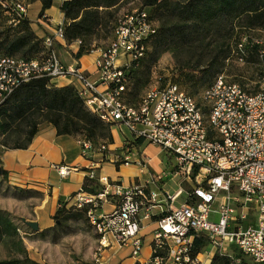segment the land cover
I'll return each mask as SVG.
<instances>
[{
	"label": "built area",
	"instance_id": "2783aa9c",
	"mask_svg": "<svg viewBox=\"0 0 264 264\" xmlns=\"http://www.w3.org/2000/svg\"><path fill=\"white\" fill-rule=\"evenodd\" d=\"M0 3L15 25L28 16L24 1ZM64 28L65 18L44 38L45 52L39 58L0 55V105L23 83L46 78L55 84L66 78L89 111L112 129L129 133L116 162L139 165L148 179L127 189L118 180L95 173L107 161V147L80 141L83 153L93 155L88 177L101 188L90 193L82 187L67 201L80 209L90 206L87 217L99 234L98 264H110L98 256L113 242L129 247L133 257L140 256L142 222L151 218L152 208L160 201L168 208L157 221L150 257L141 264H206L216 251L226 253L229 245L253 264H264V88L250 93L221 74L198 98L177 83L157 79L137 104H130L124 95L131 71L140 66L159 30L151 8L141 6L118 15L107 46L92 51L96 53L93 77L79 60L72 64L61 60L59 43L77 50L82 43L78 39L68 43ZM253 44L260 45L264 65V36L242 37L238 61L245 62V45ZM139 139L166 152L172 171L151 172L147 155L135 160L130 146ZM56 169L65 178L77 167L58 165ZM169 175L181 178L175 193L150 188L159 187ZM111 203L113 211L104 212L103 206ZM201 233L208 234L210 246L194 256V238Z\"/></svg>",
	"mask_w": 264,
	"mask_h": 264
},
{
	"label": "trees",
	"instance_id": "16d2710c",
	"mask_svg": "<svg viewBox=\"0 0 264 264\" xmlns=\"http://www.w3.org/2000/svg\"><path fill=\"white\" fill-rule=\"evenodd\" d=\"M30 1L41 2L42 8L38 16L43 17L46 11L54 6L56 0ZM59 2V8L65 17L64 30L67 42L71 44L77 39L82 41L74 54L79 60L83 55L98 49L99 40H111L118 12L130 0H60ZM140 2L141 6L151 8L153 19L159 22V30L149 41L147 54L140 66L133 69L130 74L124 96L128 103L134 105L141 99L142 90L150 81L153 67L165 53H172L180 72L193 87L191 90L184 88L190 94L197 95L198 86L206 82L205 87L202 88L204 89L213 83L218 76H215L218 68L225 60L234 58L238 61V54L241 55L238 44L248 33H239V29H235L236 20L241 18L246 21L247 26L264 30V0H140ZM0 15L7 19L13 31L7 36L0 33V55L34 59L45 52L44 39L33 30L29 16L15 25L11 23L13 17L6 13L1 3ZM245 51V63L253 58L262 63L259 56L260 45H245ZM186 71L189 73L185 74ZM196 71L199 72L200 78L191 73ZM159 79L166 81L162 77ZM244 89L250 93L259 91H251L245 87ZM21 123L27 124L30 128L26 141L12 147L7 145V141H3L2 145L7 147L6 150H26L43 124L54 126L60 135H82L83 139L91 141L95 147L105 145L107 153L109 146L114 144L111 125L104 123L88 110L73 86H57L46 78L23 83L0 105V135L7 136L15 132L16 125ZM141 144L143 140L139 139L130 147L132 150H137ZM117 163L118 166L121 164ZM1 174L7 178L3 168ZM100 188L101 185L97 180L85 178L84 191L97 193ZM32 190L27 191L31 193ZM89 210V205L80 209L70 205L67 200H60L53 215L55 225L39 233L46 236L51 231L64 228L71 221L90 223L87 217ZM165 214L166 212L154 214L151 219L158 221ZM19 229L9 213L0 209V243L10 241L19 248L18 255L1 259L0 264H36L31 261L23 247ZM209 246L210 239L207 233L196 235L193 255L202 253ZM210 264H253V262L237 247L229 245L226 253L216 251Z\"/></svg>",
	"mask_w": 264,
	"mask_h": 264
},
{
	"label": "crops",
	"instance_id": "0c3cea01",
	"mask_svg": "<svg viewBox=\"0 0 264 264\" xmlns=\"http://www.w3.org/2000/svg\"><path fill=\"white\" fill-rule=\"evenodd\" d=\"M32 4H35V14L38 13L39 15L42 8L41 2L37 1L31 3L28 5V9ZM60 9L59 6H52V8L46 11V15L48 16L47 20L36 19L35 17L34 21H32L33 24L31 26L40 38L44 39L46 36L52 35L56 25L65 18ZM28 16L32 19L29 15V11ZM57 51L65 64H72L77 61L74 56L78 51L76 47L72 46L69 48L63 43H59ZM67 54H69L72 62L64 58V55ZM95 56L96 53H90L83 55L79 59V64H81L83 69L87 70L92 77L94 70V64L92 62H94ZM68 84L69 79L66 78L55 80V85L57 86H66ZM113 136L114 144L109 146L107 161L101 165L100 169L97 171L95 170L96 175L118 180L123 189L129 188L134 183L145 182L148 179V175L142 173L139 165L120 164L118 166L116 162L118 154L120 153L118 151H121L124 141L130 138L129 133L121 131L120 129H113ZM82 139V135H60L54 126L43 124L26 150L10 149L5 150L2 154L0 165L7 173L8 183L14 186L27 188V190H38L46 194L48 202H52L57 209L60 200H68L71 195L77 193L83 187L84 180L91 171L89 162L90 157L93 155H85L83 153V148L80 143ZM151 146L154 145L148 143L141 144L140 148L134 151V159L136 160L141 154L147 155L148 166L151 172L158 173L164 170L172 171L173 168L170 158H168L169 155L159 147L165 154V158L160 159V156L150 149ZM94 156L97 157V154H94ZM58 165H72L76 166L77 169L72 171L68 177L62 178L56 169ZM171 178L172 177L169 175L159 184V187L151 185L150 188L154 190L162 188L165 190ZM180 203V201L177 202V204ZM114 207L112 203L106 204L103 206L102 210L104 212H111ZM167 208L168 205L160 201L152 208V215L166 212ZM55 211H53V213H55ZM48 226H50V224L47 225V227ZM155 227H157V221L151 218L143 220L141 234L144 245L139 257H133L129 247L119 246L112 240L113 246L109 249L110 253L105 251L107 253V260L110 263L112 262L111 264H135L136 262H146L151 254ZM202 256L204 260L207 258L204 254H202ZM212 257L213 255L206 259V264L211 263Z\"/></svg>",
	"mask_w": 264,
	"mask_h": 264
},
{
	"label": "rangeland",
	"instance_id": "374dc122",
	"mask_svg": "<svg viewBox=\"0 0 264 264\" xmlns=\"http://www.w3.org/2000/svg\"><path fill=\"white\" fill-rule=\"evenodd\" d=\"M31 4L30 0H20ZM59 0H56L54 7L59 6ZM141 7L140 0H130L125 3L119 10L118 15L127 12L133 8ZM35 4H32L28 9L31 20L40 19L38 13L35 14ZM245 20L238 19L234 23L235 29H239V33H248L252 37H263V33H259L262 28L250 27L245 24ZM0 33L4 36L12 34L13 31L9 26L7 19L0 15ZM109 43L107 41H98L99 47H106ZM64 58L72 62L69 54L64 55ZM189 73L186 71L185 74ZM200 78L199 72H191ZM223 74L228 81L237 82L240 85L251 91H257L264 88V65L256 58H253L247 63H241L234 58L225 60L224 64L218 68L216 75ZM160 77L167 81L176 82L181 86L191 90L193 87L191 83L185 79L183 73L180 72L171 52L165 53L159 62L153 67L150 74V81L143 88L142 94L152 88L156 84V80ZM206 82L198 86V94L196 97L200 98V93L205 87ZM202 89V90H201ZM200 91V92H199ZM29 126L25 123L16 125L15 132L3 136L0 135V164L1 156L7 149L2 145L3 141H7V145L12 147L17 144H22L26 141L29 131ZM150 149L160 156V159L165 158L163 151L157 146H151ZM2 166L0 165V170ZM181 178L172 177L165 191L175 193L180 187ZM158 192H161L159 189ZM185 195L180 201H183ZM0 209L8 212L10 217L20 228L19 234L23 239V247L27 251L28 257L36 264H98L96 254L99 244V234L97 230L88 221H71L64 228L58 231H51L46 236L39 232L45 228L55 225L53 219V211L55 206L52 202H48L46 194L32 190L31 193L27 188L14 186L8 183L7 178L1 174L0 171ZM22 219L27 221H34L39 224V230L35 231L29 227ZM47 227V225H49ZM113 246V245H112ZM18 247L14 246L10 241L0 243V260L8 259L18 255ZM110 248L106 250L110 253ZM103 256L99 254L101 261H108L107 253ZM106 253V254H105ZM113 253V252H112ZM106 255V256H105ZM206 259V258H205ZM109 262V261H108ZM110 263V262H109ZM112 263V262H111ZM110 263V264H111Z\"/></svg>",
	"mask_w": 264,
	"mask_h": 264
},
{
	"label": "water",
	"instance_id": "95a60500",
	"mask_svg": "<svg viewBox=\"0 0 264 264\" xmlns=\"http://www.w3.org/2000/svg\"><path fill=\"white\" fill-rule=\"evenodd\" d=\"M1 171V170H0ZM29 227H31L33 230L38 231L39 230V224L34 221H27L26 219H22Z\"/></svg>",
	"mask_w": 264,
	"mask_h": 264
}]
</instances>
